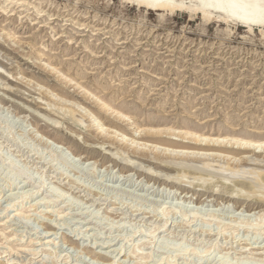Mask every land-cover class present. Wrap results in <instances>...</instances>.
Returning <instances> with one entry per match:
<instances>
[{"label": "rangeland", "instance_id": "obj_1", "mask_svg": "<svg viewBox=\"0 0 264 264\" xmlns=\"http://www.w3.org/2000/svg\"><path fill=\"white\" fill-rule=\"evenodd\" d=\"M201 19L134 0H0V264H219L224 252L227 264L245 254L244 263L264 264V234L237 223L264 217V203L228 197L245 182H229L226 173L202 189L190 175L207 177L195 169L204 156L137 151L88 125L90 112L138 143L166 141L188 151L194 142L167 131L264 141L260 28L250 34L240 24ZM84 91L131 116L132 125ZM233 148L228 158L213 150L210 170H264V153ZM20 171L28 178L17 177ZM178 174L186 175L183 185ZM182 209L198 213L183 220ZM222 224L236 228L222 234ZM205 228L211 231L200 232ZM164 243L187 246V254ZM193 249L204 252L198 257Z\"/></svg>", "mask_w": 264, "mask_h": 264}, {"label": "bare ground", "instance_id": "obj_2", "mask_svg": "<svg viewBox=\"0 0 264 264\" xmlns=\"http://www.w3.org/2000/svg\"><path fill=\"white\" fill-rule=\"evenodd\" d=\"M135 2H137V4L138 5H142V6H145V7H151V8H153V9H158V10H162V11H167V12H172L174 9H176V8H183V9H187V10H192L193 12L195 11V12H198L199 14H200V16H202V19H206V20H208V19H210L211 17H214V18H217L218 20H221V21H223L224 23H233V24H240V25H242L243 27H245L246 28V33H250L251 34V31H252V29H253V27L254 26H258L259 28H260V34L263 36V39H264V35H263V30H264V0H134ZM158 17H163V14H160V15H158ZM201 19V20H202ZM212 20V19H211ZM210 21V20H209ZM229 32H231L230 30H229ZM44 64V63H43ZM49 71L51 70L53 73H54V75H55V73H61V72H59L56 68H55V66H51V64H50V62H46V65H44ZM5 71V70H4ZM9 75V74H8ZM11 75V74H10ZM13 75V74H12ZM62 76L61 78L63 79V80H65V81H67L69 84H74V86L76 87V86H78L79 88L81 87V86H79V82L78 83H76V82H73L72 83V78H67V75H65V74H59V76ZM58 76V75H57ZM12 77V76H11ZM23 79V78H22ZM30 82V81H29ZM38 85V84H37ZM73 86V85H72ZM77 87V88H78ZM41 88V87H40ZM43 90V89H42ZM43 92V91H42ZM85 92V91H84ZM87 95H89L90 97H94L93 99H95V103L99 106L100 105V108L101 109H103V110H110V112L111 113H114L115 114V116H116V118H118L119 120H123V121H125V123H126V125H130L131 123H132V117L131 116H129L128 114H126V113H124L123 111H121V110H118V111H114V110H112L113 108L110 106V104H108V103H106V102H103L102 100H100V98L99 97H97L96 95H94L93 93H91V92H85ZM84 93V94H85ZM50 95H52L53 97H55V96H57L56 94H50ZM49 95V96H50ZM40 98V97H39ZM52 98V97H51ZM58 98V97H57ZM61 99V98H60ZM54 101V100H53ZM55 102V104H56V101H54ZM58 102V101H57ZM61 102H63L64 104H66L67 102H66V100H61ZM69 102V101H68ZM59 103H60V101H59ZM61 104V103H60ZM63 104V105H64ZM70 104H71V102H70ZM74 104V103H73ZM69 105V104H68ZM71 106V105H70ZM73 106V105H72ZM77 106V105H76ZM75 106V107H76ZM58 107V106H57ZM61 107V106H60ZM63 107V106H62ZM65 107V106H64ZM75 107H74V109H75ZM78 107V106H77ZM81 107V106H80ZM66 108V107H65ZM60 109V108H59ZM77 109H79V107L77 108ZM82 110V109H81ZM74 110L72 109V107H69V106H67V108L65 109V111H64V113H66V115L67 114H72V112H73ZM77 111H79V110H77ZM85 111V110H84ZM79 113V112H78ZM84 113V112H83ZM71 114H70V116H71ZM88 116L90 115V117H88L89 118V123H88V125H89V128H93V130L95 129L96 130V132L99 134V135H101V136H103V137H107V138H111V137H115V139L118 141V142H121V143H124L126 146H130L131 148L133 147V149L134 150H140V151H144V148L143 147H147L148 146V148L151 150V152L152 151H155L156 153H158V151L159 152H163V153H170L171 155H174V154H180L181 156L184 154H188V156L189 157H198V156H204L205 157V162H203L202 164L203 165H201V166H198L199 164H196L198 167H194L195 169H197L199 172H205L206 174H207V177H204L203 175H199V176H197L196 177V175L194 176V175H190L192 178H194L193 180H195V178L198 180L199 179V181H202L201 182V184H200V186H201V188L202 187H204V185H205V183L207 182V181H210L211 179H213V178H222L223 176L222 175H224V174H226L227 173V176H228V173H230V177L231 178H228V181L230 182L231 180H232V178H238V181H242V182H245L246 184V186H245V189H236V188H234V190H232L231 191V193L229 194V196L228 197H230V200L231 199H243L244 201H252V200H254V202H257V203H264V170H257V169H254V170H256L257 172H251L250 173V175L249 176H245L246 174H244V173H247V171H243V170H241V169H236V167H235V169H234V167H232V171H231V169H227V167L225 168V166H223V167H219L218 165H217V167H219V169H217L216 171H211V170H214V169H212L211 168V170H210V167L213 165V164H211L210 162H211V159H212V154L214 155V151L213 150H219L220 151V155H222L223 157H225V158H228L229 156H227L228 155V153L230 152V150L232 151V149H230V148H233V146L234 145H236V148L238 149V148H241V149H245V150H247L248 152H251L252 153V155H260V154H262V153H264V141H258V140H254V139H252V137L251 136H249V137H246V138H244V139H237V138H235V137H229V138H227V137H225L224 135H218V136H216V137H211V136H206V135H203V134H199V133H195V132H193L192 130H190V129H185L184 131H181V132H175V130L174 129H172V130H166L167 132H168V134L169 135H174V136H178V137H182V138H185V139H187V140H191L192 142H194L193 143V149L191 150V151H188V148L189 147H187L186 145H181V148H177L176 147V145L178 146H180V144H176V143H171V142H166L165 141V144H162V142H164V141H159V140H154L153 142H151L150 144L149 143H147V142H144L143 143V141H142V143H138V141H137V139H134V138H129V137H127L126 136V134L123 132V131H119V132H117V131H115V130H113V128H112V130H111V128L110 127H108V126H106L103 122H100V121H97L98 119H97V117L96 116H92L91 114H90V112L87 114ZM86 116V115H85ZM77 118V117H76ZM79 119V118H78ZM81 119V118H80ZM78 122H79V120H77ZM51 122V121H50ZM58 122V121H57ZM80 124V123H79ZM82 125V124H81ZM132 125V124H131ZM7 126V125H6ZM9 126V125H8ZM86 126V125H85ZM5 128V127H4ZM148 129H149V127H148ZM163 129H164V127H163ZM169 129V128H168ZM220 129H222V128H220ZM150 130V129H149ZM135 131H137V130H135ZM145 131V130H144ZM155 131V130H154ZM154 131H149V132H153L152 134H154ZM165 131V132H166ZM220 131V130H219ZM117 132V133H116ZM146 132V131H145ZM164 131L162 130V128L161 129H159V131H158V129L156 130V133H158V134H156V136L157 135H161V134H159V133H163ZM181 133V134H180ZM164 134V133H163ZM162 134V135H163ZM153 136V135H152ZM246 136V135H245ZM251 137V138H250ZM100 141V140H99ZM111 143V142H110ZM115 144V143H114ZM143 145V146H142ZM227 145H229V146H227ZM213 146V147H212ZM214 146H216V147H214ZM229 147V148H228ZM118 149V148H117ZM200 149H202L203 151H201ZM234 149V148H233ZM119 150V149H118ZM201 151V152H200ZM213 151V152H212ZM108 152H109V150H108ZM148 152V151H147ZM216 152V151H215ZM153 153V152H152ZM108 157L109 156H112V152L111 153H105ZM114 154V153H113ZM155 154V153H154ZM159 154V153H158ZM219 154V153H218ZM162 155V154H161ZM217 155V154H216ZM220 155L218 156L219 158H220ZM246 155V154H245ZM244 155V158L246 157V156H248V155H246L245 156ZM141 156V155H140ZM147 156V155H146ZM215 156V155H214ZM222 156H221V158H222ZM251 156V155H250ZM145 157V156H144ZM202 157H201V159H202ZM211 157V159L209 160V158ZM216 157V156H215ZM123 158V157H122ZM177 158V157H176ZM232 158H233V156H232ZM232 158H229V160L231 159L232 160ZM235 158V157H234ZM247 158V157H246ZM249 158V157H248ZM247 158V159H248ZM254 158V157H253ZM264 158V157H263ZM124 159H125V157H124ZM187 159V158H186ZM199 159V158H198ZM204 159V158H203ZM240 159V158H239ZM250 159V158H249ZM256 161H257V159L256 158H254ZM123 160V159H122ZM159 160V159H158ZM172 160V159H171ZM185 160V159H184ZM213 160V159H212ZM228 160V161H229ZM237 160V159H236ZM253 160V159H252ZM254 160V161H255ZM124 161V160H123ZM162 161V160H161ZM181 161V160H180ZM201 161V160H200ZM210 161V162H209ZM227 161V162H228ZM260 161H261V163H263L262 162V160L260 159ZM260 161H259V163H260ZM184 162V161H183ZM183 162H182V164L179 162V163H173L174 165H177V166H185V163L187 162H184V164H183ZM191 162V161H190ZM220 162V161H219ZM226 162V163H227ZM237 162V161H236ZM253 162V161H252ZM216 163H217V161H216ZM215 163V164H216ZM108 164V163H107ZM127 164V163H126ZM169 164V163H168ZM193 164V163H192ZM220 164V163H219ZM224 165V164H223ZM10 166H12V164L10 165ZM75 166V165H74ZM188 166V165H187ZM189 166H191V165H189ZM194 166V165H193ZM231 166V165H230ZM234 166H236V165H234ZM214 167V166H213ZM237 167H238V165H237ZM242 167V166H241ZM187 168V167H186ZM215 168V167H214ZM228 168H230V167H228ZM254 168V167H253ZM256 168V167H255ZM192 169V168H191ZM250 169H251V167H250ZM194 170V169H193ZM196 170V171H197ZM253 170V169H252ZM251 170V171H252ZM248 171H250V170H248ZM160 173V172H159ZM181 173V172H180ZM182 173H184V172H182ZM164 174V173H163ZM184 174H186L187 175V173H184ZM21 175H25L23 178H28L27 176H26V174L24 173V172H22V171H20V172H18V176L17 177H19V176H21ZM185 175V176H186ZM182 176H184L183 174H181V175H179L178 174V176H177V178H175V179H177L178 180V182L181 184V185H183L184 183H183V181H182V179H180L179 180V177H181V178H183ZM184 176V177H185ZM194 176V177H193ZM233 176V177H232ZM16 177V178H17ZM191 178V179H192ZM226 178V177H225ZM227 178H226V180H227ZM173 179V178H172ZM224 179V177L222 178V180ZM240 179V180H239ZM23 180V179H22ZM185 180V179H184ZM187 180V179H186ZM185 180V181H186ZM192 180V181H193ZM196 180V181H197ZM237 180V179H236ZM12 181V180H11ZM14 181V180H13ZM24 181H25V179H24ZM176 181V180H175ZM224 181H225V179H224ZM227 181V182H228ZM233 181V180H232ZM187 182V181H186ZM232 183V182H231ZM187 184V183H186ZM188 184H191V183H188ZM218 185V184H217ZM217 185H214V187H216ZM257 185V186H256ZM234 186V185H233ZM244 187V186H243ZM258 187V189H257V192H255V188H257ZM195 188H197V187H195ZM199 188V187H198ZM221 188V187H220ZM237 188H239V187H237ZM200 189V188H199ZM203 189V188H202ZM108 190V189H107ZM119 190V189H118ZM117 190V191H118ZM124 190V189H123ZM89 191V190H88ZM213 191H215L214 189H213ZM217 191V190H216ZM125 192V191H124ZM23 193V192H22ZM223 194V193H222ZM228 194V193H227ZM253 194L255 195V196H253ZM22 195V194H21ZM31 195V194H30ZM216 195V194H215ZM226 195V194H225ZM23 196V195H22ZM61 195H57V197L59 198ZM127 196V195H126ZM209 198V197H208ZM213 198V197H212ZM47 199V198H46ZM52 199H53V197H52ZM52 199H49L48 198V201L46 200V202L48 203L50 200H52ZM55 201H57V198L54 200V201H52V203L53 202H55ZM140 201V200H139ZM151 202V201H150ZM164 202V201H163ZM50 203H51V201H50ZM171 204H173V203H171ZM176 204V203H175ZM170 205V204H169ZM161 206V205H160ZM178 206V205H177ZM156 207V206H155ZM154 207V208H155ZM164 207V206H163ZM162 206L159 208V213H161L162 215H164V217H165V215H166V213H165V210H163L164 208H163ZM174 207V206H173ZM184 207V206H183ZM229 207V206H228ZM152 208H153V206H152ZM176 208V207H175ZM179 208V207H178ZM187 208H188V206H187ZM166 209H167V207H166ZM181 209V208H180ZM154 210V209H153ZM183 210V209H182ZM258 210V209H257ZM164 211V212H163ZM180 211V210H179ZM178 211V212H179ZM189 211V210H188ZM192 211V210H191ZM190 211V212H191ZM218 211V210H217ZM182 213H180V215L182 214V216H183V220H184V218H186L188 215H189V213L190 212H188L187 213V211H181ZM156 213V212H155ZM193 215H197V213L198 212H191ZM250 213V212H249ZM213 214V212H211V214H208V215H210L211 217L213 216L212 215ZM239 214V213H238ZM246 214V213H245ZM200 215V214H199ZM198 215V216H199ZM214 215H216V214H214ZM252 215V214H251ZM181 216V217H182ZM194 216V217H195ZM207 216V215H206ZM246 216V215H245ZM249 216V215H248ZM253 216V215H252ZM251 216V217H252ZM255 216H257V215H255ZM244 217V216H243ZM208 218V217H207ZM222 218V217H221ZM238 218V217H237ZM220 220V219H219ZM235 220L236 219H234V223H235ZM254 220V219H253ZM167 221V220H166ZM238 221V220H237ZM232 222V221H231ZM166 223V222H165ZM219 223H222L221 221H219L218 223H217V226H218V224ZM234 223H231V224H234ZM237 223H241V224H243L242 226H244V227H246V229L247 230H249V231H252L255 235H256V237L257 236H259V235H261V234H264V231H263V229H264V217H261L257 222L255 221V222H252V220L250 221L249 220V218L248 219H246V218H240V220L237 222ZM205 224V223H204ZM239 224H238V226H239ZM165 224H163V225H160L161 227H159V228H162L163 226H164ZM234 225H236V224H234ZM117 226H118V224H117ZM237 226V227H238ZM241 226V225H240ZM132 227V226H131ZM220 227V229H219V231H217V232H220V233H224V232H226V231H230L231 229L232 230H234V228H236L235 226H231L230 224H222V225H220L219 226ZM242 228V227H241ZM102 229V228H101ZM132 229V228H131ZM176 230V229H175ZM231 230V231H232ZM144 231V230H143ZM192 231V230H191ZM206 231H211L210 229H201V231L200 232H202V233H205ZM146 232V231H145ZM144 233V232H143ZM218 234V233H217ZM225 234V233H224ZM179 235V234H178ZM221 235V234H220ZM174 236V235H173ZM213 240V239H212ZM216 240V239H215ZM208 241V240H207ZM173 243H175V242H173ZM255 243V242H254ZM165 245H163L162 247H163V249H164V247L165 248H171V249H174L176 252H178V255L180 254V255H182V256H184L183 254H185L188 250H187V246L185 247L184 245V247L183 246H181V245H173V246H171L170 247V243L169 244H167V243H164ZM181 244H183V242L181 243ZM162 245V244H161ZM190 246V245H189ZM246 247V246H245ZM245 247H243V248H245ZM133 248V247H132ZM194 248V247H193ZM215 248V247H214ZM258 248V247H257ZM162 249V248H161ZM249 249V248H248ZM251 249V248H250ZM261 249H263V248H261ZM131 250V249H130ZM167 250V249H166ZM194 251H193V253H194V255H196V256H198V257H201V256H199V252H201V251H199L198 252V250L197 251H195V249H193ZM206 250V249H205ZM232 250V249H231ZM134 251L135 250H132V254L134 253ZM214 251V250H213ZM174 252V251H173ZM204 252V251H203ZM203 252H201L202 254H203ZM258 252H259V250H258ZM262 252V251H261ZM264 252V251H263ZM129 253V252H128ZM136 253V252H135ZM175 253V252H174ZM206 253V252H205ZM204 253V254H205ZM252 253H253V251H252ZM187 254V253H186ZM209 254H211V253H209ZM208 254V255H209ZM213 254V253H212ZM211 254V255H212ZM223 254V253H222ZM221 254V255H222ZM224 254H225V256L227 255V253H225L224 252ZM224 254H223V258H224ZM251 254V253H250ZM201 255V254H200ZM246 255V254H245ZM245 255H244V257L243 258H245V259H248L249 260V258L248 257H245ZM249 255V254H248ZM205 256V255H204ZM214 256V255H213ZM219 256V255H218ZM252 256V255H251ZM250 256V258H252ZM256 256V255H255ZM143 257V256H142ZM149 257V256H148ZM209 257V256H208ZM173 258V257H172ZM203 258V257H202ZM215 258V257H214ZM222 258V259H223ZM243 258L242 259H237V262L236 263H234V264H255V262L253 263H244V260H243ZM254 258V257H253ZM207 259H210V258H207ZM212 259V258H211ZM222 259H221V262L219 263V264H227V262L226 261H228V259L227 260H225V262H222ZM255 259V258H254ZM261 259V258H260ZM259 259V260H260ZM200 260V259H199ZM214 260V259H213ZM219 260V259H218ZM243 260V261H242ZM257 260V259H256ZM141 261V260H140ZM210 261V260H209ZM224 261V260H223ZM251 261H253V260H251ZM110 262V261H109ZM139 262V261H138ZM192 262V261H191ZM219 262V261H218ZM257 262H259V264H260V261H257ZM189 263V262H188ZM264 263V262H263ZM110 264H111V262H110ZM157 264V263H156ZM168 264V263H167ZM196 264V263H195ZM229 264H231V263H229ZM232 264H233V262H232ZM261 264H262V262H261Z\"/></svg>", "mask_w": 264, "mask_h": 264}]
</instances>
